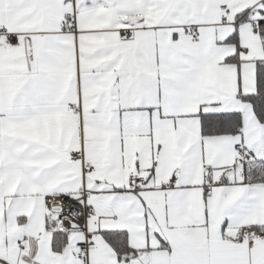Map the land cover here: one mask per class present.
I'll return each mask as SVG.
<instances>
[{
  "label": "snow or ice",
  "instance_id": "obj_1",
  "mask_svg": "<svg viewBox=\"0 0 264 264\" xmlns=\"http://www.w3.org/2000/svg\"><path fill=\"white\" fill-rule=\"evenodd\" d=\"M0 264H264V0H0Z\"/></svg>",
  "mask_w": 264,
  "mask_h": 264
}]
</instances>
